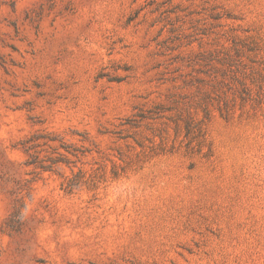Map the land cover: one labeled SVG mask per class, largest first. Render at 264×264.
Wrapping results in <instances>:
<instances>
[{
    "label": "rangeland",
    "instance_id": "1",
    "mask_svg": "<svg viewBox=\"0 0 264 264\" xmlns=\"http://www.w3.org/2000/svg\"><path fill=\"white\" fill-rule=\"evenodd\" d=\"M0 264H264V0H0Z\"/></svg>",
    "mask_w": 264,
    "mask_h": 264
},
{
    "label": "trees",
    "instance_id": "2",
    "mask_svg": "<svg viewBox=\"0 0 264 264\" xmlns=\"http://www.w3.org/2000/svg\"><path fill=\"white\" fill-rule=\"evenodd\" d=\"M197 122H198V120H196L192 115H190L188 117V119L186 120V123H185L186 124L185 127L187 129L188 134H190L194 128L193 124L197 123ZM201 123L202 122H199L198 125H200ZM199 128H200V126H199Z\"/></svg>",
    "mask_w": 264,
    "mask_h": 264
}]
</instances>
